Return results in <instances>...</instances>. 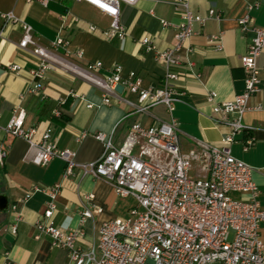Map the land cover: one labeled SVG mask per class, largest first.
Returning a JSON list of instances; mask_svg holds the SVG:
<instances>
[{"label": "crops", "instance_id": "0c3cea01", "mask_svg": "<svg viewBox=\"0 0 264 264\" xmlns=\"http://www.w3.org/2000/svg\"><path fill=\"white\" fill-rule=\"evenodd\" d=\"M170 1L140 0L137 5L123 2L120 21L127 35L120 40L109 39L104 34L112 18L88 2L52 0L43 7L25 0H0V123L6 124L15 109H23L24 127L36 129V140L51 128V140L57 147L75 150V161L83 163L95 161L103 153V143L92 135L94 132L114 129L115 143L122 144L135 122L154 126L167 120L163 105L137 112L133 104L137 96L128 90L112 93L110 103H106L102 89L93 81L58 65L46 70L41 92L32 94L29 89L37 83L32 72L40 58L34 46L19 47L22 29L16 24H6L3 14L14 12L29 23L35 39L44 47L51 48L56 37H65L67 51L59 53L76 65L86 67L88 63L100 61L103 67L97 73L101 76H110L113 68L120 65L122 76L134 71L142 85L148 87L161 81L165 66L155 59L154 50L143 45L142 40L151 38L159 50L174 46L180 18ZM249 5H254L251 10ZM191 8L205 17L210 8H215L222 20L209 19L203 25L194 24L195 34L181 51L186 75L178 81L183 102L176 105L174 116L179 123L184 151L196 147L197 140L221 144L227 129L211 120L212 103L208 95L216 92L218 101H228L244 91L245 71L240 58L247 52L254 33L242 31L238 20L249 13L253 25L264 27V0H191ZM163 21L170 25L163 26ZM220 33L222 47L218 49L209 44V38ZM79 51L83 52L81 58L76 56ZM12 64L21 67L18 73L9 69ZM257 66L264 87V50L257 59ZM262 100V93H257L250 105L255 107ZM244 122L253 129L236 137L232 154L254 169L253 178L264 209V110H248ZM83 132L87 135L80 137ZM248 137H253L254 143L244 150V140ZM0 142L7 150L4 163L0 164V196H6L2 205H8V209H0V264H72L67 250L53 247L46 235L37 237L36 223L50 197L41 191L24 199L33 184L44 189L61 184L55 200V223L62 230L83 226L85 236L80 243L84 248L96 242L103 222L117 216L130 217L131 210L137 206L135 198L118 196L105 178L84 176L81 170L75 169L73 175L64 179L66 163L60 158H54L45 166L32 163L29 143L24 138L0 132ZM89 195L93 196L91 200L87 198ZM239 197L247 198V195ZM85 206L100 211L81 223L80 215ZM15 212L21 215V220L17 221V230L13 233ZM261 239L264 241V228Z\"/></svg>", "mask_w": 264, "mask_h": 264}, {"label": "built area", "instance_id": "2783aa9c", "mask_svg": "<svg viewBox=\"0 0 264 264\" xmlns=\"http://www.w3.org/2000/svg\"><path fill=\"white\" fill-rule=\"evenodd\" d=\"M25 1L47 7L52 0ZM75 1L88 2L109 15L112 22L104 34L109 39L123 40L127 33L120 21L121 4L137 5L140 0ZM170 4L180 18L174 46L159 50L151 38L142 40L143 45L154 50L155 59L165 66L161 81L148 87L142 85L140 76L134 71L126 77L122 76L120 65L113 68L110 76L97 73L103 67L100 61L88 63L86 67L76 65L59 53L67 51L65 37L58 36L51 48L44 47L35 39L29 23L14 12L3 14L6 24H16L22 29L19 47L27 49L34 46L40 58L32 72L37 80L35 86L29 89L32 94L41 92L46 70L58 65L93 81L102 89L106 103H110L111 94L121 84L123 90L137 96V102L133 103L137 112L163 105L168 115L167 120L154 126L135 122L122 144L115 143L114 129L94 132L92 135L103 143V153L97 160L83 163L75 161V150L57 147L51 140V128L36 140V129L24 127L26 114L23 109H15L6 124L0 123V132L27 140L32 163L45 166L54 158H60L66 163L64 179L79 169L84 176L109 180L118 196L133 197L137 201L130 217L117 216L103 222L98 228L96 242L84 248L80 243L85 236L83 226L62 230L55 223V200L61 184H54L48 189L33 184L24 199L41 191L47 192L50 197L41 219L36 223L37 237L46 235L53 247L67 250L72 264H147L149 261L153 264H264V241L261 239L264 209L260 206L254 169L236 158L231 149L239 134L253 129L244 122V114L252 108L264 110V87L257 66V59L264 50V27L253 25L249 13L238 20L242 31L254 33L247 52L240 58L245 71L244 91L228 101H218L216 92L208 95V101L212 103L211 120L227 129L221 144L197 140L196 147L184 151L179 123L174 116L176 105L183 102L178 81L186 75L181 51L185 42L195 34L194 24L203 25L209 19L219 21L222 17L215 8H210L206 17L194 13L191 0H171ZM253 6L249 5L248 9ZM162 24L170 25L166 21ZM209 44L220 49L221 33L212 35ZM76 56L83 57V52H77ZM9 69L18 73L21 67L12 64ZM196 76L200 77V74ZM257 93H262L263 100L252 107L251 98ZM86 135L83 132L80 137ZM253 143V137L244 140V150H248ZM5 149L0 142V164L7 156ZM192 169L197 170L195 177L189 176ZM242 194L247 198L239 197ZM87 198L91 200L93 196ZM99 211V208L85 206L80 215L81 223ZM19 220L21 215L15 212L11 232L16 233Z\"/></svg>", "mask_w": 264, "mask_h": 264}, {"label": "water", "instance_id": "95a60500", "mask_svg": "<svg viewBox=\"0 0 264 264\" xmlns=\"http://www.w3.org/2000/svg\"><path fill=\"white\" fill-rule=\"evenodd\" d=\"M124 88H123V86L121 85V84H118L117 86H116V88H115V91H118V92H123L122 90H123ZM6 199V196L5 195H2V196H0V204H1V210H6V209H8V205H7V203H6V205H2V200H5Z\"/></svg>", "mask_w": 264, "mask_h": 264}, {"label": "rangeland", "instance_id": "374dc122", "mask_svg": "<svg viewBox=\"0 0 264 264\" xmlns=\"http://www.w3.org/2000/svg\"><path fill=\"white\" fill-rule=\"evenodd\" d=\"M196 174H197V170H195V169H192V170L189 172V176H191V177H195Z\"/></svg>", "mask_w": 264, "mask_h": 264}, {"label": "bare ground", "instance_id": "6f19581e", "mask_svg": "<svg viewBox=\"0 0 264 264\" xmlns=\"http://www.w3.org/2000/svg\"><path fill=\"white\" fill-rule=\"evenodd\" d=\"M89 78H92V79H94L93 77H91V76H88Z\"/></svg>", "mask_w": 264, "mask_h": 264}]
</instances>
